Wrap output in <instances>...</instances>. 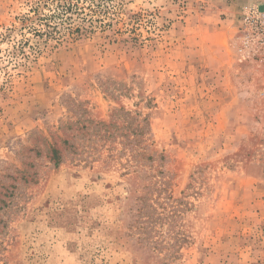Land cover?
I'll return each mask as SVG.
<instances>
[{
	"label": "rangeland",
	"instance_id": "obj_1",
	"mask_svg": "<svg viewBox=\"0 0 264 264\" xmlns=\"http://www.w3.org/2000/svg\"><path fill=\"white\" fill-rule=\"evenodd\" d=\"M36 1L0 0V264H264V4L93 0L60 36Z\"/></svg>",
	"mask_w": 264,
	"mask_h": 264
},
{
	"label": "trees",
	"instance_id": "obj_2",
	"mask_svg": "<svg viewBox=\"0 0 264 264\" xmlns=\"http://www.w3.org/2000/svg\"><path fill=\"white\" fill-rule=\"evenodd\" d=\"M93 2V0H38L30 11L20 18L21 25L27 27L30 23L38 24L40 28L33 29L35 33L39 32V35L44 32L47 35L54 32L61 33V27H63L64 34L70 36L80 34L84 28L82 27L83 21L88 20L85 15L96 12ZM77 18L81 22L77 23ZM30 26L34 27V25Z\"/></svg>",
	"mask_w": 264,
	"mask_h": 264
},
{
	"label": "built area",
	"instance_id": "obj_3",
	"mask_svg": "<svg viewBox=\"0 0 264 264\" xmlns=\"http://www.w3.org/2000/svg\"><path fill=\"white\" fill-rule=\"evenodd\" d=\"M247 44L260 45L264 48V11L259 7L249 9L244 17Z\"/></svg>",
	"mask_w": 264,
	"mask_h": 264
},
{
	"label": "crops",
	"instance_id": "obj_4",
	"mask_svg": "<svg viewBox=\"0 0 264 264\" xmlns=\"http://www.w3.org/2000/svg\"><path fill=\"white\" fill-rule=\"evenodd\" d=\"M244 2H247L248 6H250V7L255 6V5L259 6V5L264 4V0H244ZM233 9H236V4H233L232 6H229L227 8V10H226V13L228 15H231L230 11H232ZM222 37H224V35H219V38H222Z\"/></svg>",
	"mask_w": 264,
	"mask_h": 264
},
{
	"label": "water",
	"instance_id": "obj_5",
	"mask_svg": "<svg viewBox=\"0 0 264 264\" xmlns=\"http://www.w3.org/2000/svg\"><path fill=\"white\" fill-rule=\"evenodd\" d=\"M261 9H262V10H264V5H263V6H261Z\"/></svg>",
	"mask_w": 264,
	"mask_h": 264
}]
</instances>
